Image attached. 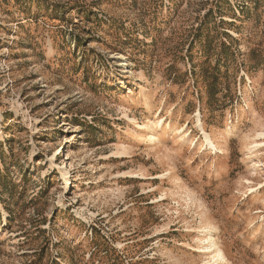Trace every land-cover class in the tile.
Masks as SVG:
<instances>
[{
    "label": "rangeland",
    "instance_id": "374dc122",
    "mask_svg": "<svg viewBox=\"0 0 264 264\" xmlns=\"http://www.w3.org/2000/svg\"><path fill=\"white\" fill-rule=\"evenodd\" d=\"M211 241L264 264V0H0V264Z\"/></svg>",
    "mask_w": 264,
    "mask_h": 264
},
{
    "label": "bare ground",
    "instance_id": "6f19581e",
    "mask_svg": "<svg viewBox=\"0 0 264 264\" xmlns=\"http://www.w3.org/2000/svg\"><path fill=\"white\" fill-rule=\"evenodd\" d=\"M126 118L129 120L130 124H133V125L136 124L135 119H131L128 116H126ZM158 124H160V121L156 124V126ZM146 128H147V131H149V139L154 140L155 136L157 135V132L154 129H151V127H146ZM138 138H141V135H138ZM205 140L208 141V137H205ZM209 146H211L212 148H215V145H213L211 143H209ZM254 148H255V146H254ZM211 230H212L211 227H207V232H209ZM199 241H200L201 246L205 243V239H200ZM206 241L208 242V240H206ZM210 243L213 246V255H212L209 262L213 263V264L223 263L224 257L222 255V251L220 250V248L216 244H214V242L211 241ZM208 244H209V242H208Z\"/></svg>",
    "mask_w": 264,
    "mask_h": 264
}]
</instances>
